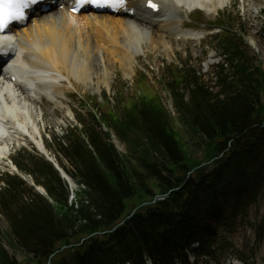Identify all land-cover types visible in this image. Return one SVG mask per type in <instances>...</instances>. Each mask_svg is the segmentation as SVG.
I'll list each match as a JSON object with an SVG mask.
<instances>
[{"label": "trees", "instance_id": "1", "mask_svg": "<svg viewBox=\"0 0 264 264\" xmlns=\"http://www.w3.org/2000/svg\"><path fill=\"white\" fill-rule=\"evenodd\" d=\"M220 47L227 64L215 71L216 92L193 72L173 74L168 84L200 159L155 91L118 94L120 112L102 106V123L92 117L84 131L55 140L60 167L86 187L77 205H69L68 185L51 163L18 154L19 171L47 197L19 176L3 175L0 219L30 264H144V257L187 263L196 243L215 264L231 253L229 236L264 193V71L239 39L223 38ZM138 86L148 87L146 76ZM103 124L135 163L117 151ZM255 228L261 242L264 220ZM238 259L256 264L252 252ZM0 264H19L1 238Z\"/></svg>", "mask_w": 264, "mask_h": 264}, {"label": "rangeland", "instance_id": "2", "mask_svg": "<svg viewBox=\"0 0 264 264\" xmlns=\"http://www.w3.org/2000/svg\"><path fill=\"white\" fill-rule=\"evenodd\" d=\"M224 8V10L220 9L218 12L212 14L205 12L193 15L185 10L182 11V20L197 29L199 33L205 35V40L201 43L170 42L171 49L169 51H166L163 47L156 51L151 49L149 41L147 40L138 48L141 55L136 56V59L133 61V68L130 71V73H133H131L132 75L130 74V77H126L125 71L117 64L116 66L109 67L108 72L110 76L108 78H101L102 68L95 66L91 83L84 85L72 81L76 90L65 93L68 96L67 99L62 97L57 104L48 102L47 100H41L39 103H35V106L29 105L34 113L35 119L39 122V132L41 131V137L50 157L53 158L56 154L55 145H52L54 144L53 140L55 137L64 139L68 131L77 126L79 130H82L78 121H73L74 115L70 113V110L79 117L80 112H83V120L88 124L89 117L87 114L92 113V108L88 105L94 108V113L97 112V115L100 113V110L97 111L94 104L91 103L92 98H98L99 102H104L103 99L107 97L112 107L116 109V98L120 92H123L129 98L140 94V90L136 86V81L143 73L149 78L148 85L154 88V91L162 98L166 108L172 113L176 120L177 128L181 131L182 138L188 144V148L191 150L195 149V158L200 159L202 155L200 150L194 147L195 140L187 134L186 128L180 122L178 113L175 111L174 97L170 93L168 86L171 78V75H167L168 71H193L203 84L210 88L211 91L216 92L215 85L217 83V77L215 71L219 64L226 63V59L221 54L218 42L213 36L218 31L214 27L212 31H208L210 26L216 25L219 22L230 26L234 35L241 37V40L244 42L245 51L253 58V66L260 67L264 71V0H230ZM260 10L262 13H260ZM57 13H59V10L53 14L55 15ZM253 13L256 15V19L253 18L254 16L252 17ZM227 18H230L232 21L230 22ZM142 28L146 29V26ZM113 142L121 152H127V146L121 143L116 137L113 138ZM24 147L27 149L33 148L29 141L16 143L12 148L11 159L13 160L16 156V150ZM2 172L16 173L11 168L10 162H6L3 165L0 173ZM263 220L264 193L251 208L248 220L238 228L236 233L229 236V240L233 244L234 249L231 253L224 255L220 264H242L238 259V254L241 252L246 254L252 252L256 264H264V232L263 240L260 242L258 241L255 228ZM0 238L2 245L20 264H30L26 256L13 245V242L11 243V239H9L7 233V226L2 219H0ZM195 255L199 258V264H212L209 261H204L198 251L193 254V257H196Z\"/></svg>", "mask_w": 264, "mask_h": 264}, {"label": "bare ground", "instance_id": "3", "mask_svg": "<svg viewBox=\"0 0 264 264\" xmlns=\"http://www.w3.org/2000/svg\"><path fill=\"white\" fill-rule=\"evenodd\" d=\"M160 1L164 5V13L160 16L162 20L158 24L145 23L137 19L125 20L111 15H87L86 13L73 15L69 12L68 1L60 5V11L55 15L52 13L42 15L29 21L27 25L24 24L25 21L14 22L21 52L26 53L23 61L34 71V77L29 81L30 83L40 81L44 86L43 90L42 88L36 90L38 98H31L27 91L20 87V92L27 99L24 102L18 101L15 91L2 94L0 123L8 126L11 122V125L7 127L9 133L21 137L25 134L22 131L27 132L41 147L35 134V130L39 132V126L34 113L28 106L29 102H37L45 98L57 104L58 99L71 90L67 86L63 88L59 84L62 83L61 80H66L69 86H74L72 81L88 85L91 83L95 66L102 68L101 78H108L109 67L117 64L125 71V76L130 77L133 73H130L133 61L139 54L138 48L145 40L142 30L139 29L140 26H146V29L151 30L147 39L152 50L158 51L163 47L169 51L171 49L169 36H182L184 39L198 38L195 33L182 32L184 22L179 17L182 9L193 11L201 8L208 14H212L223 9L230 0ZM260 13H262L261 10ZM252 17L257 18L254 13ZM172 18L177 19L173 22L170 20ZM95 43H102L108 49H102ZM37 74L40 76H35ZM9 113L13 114V118L9 116ZM6 151L7 147L1 144L0 139V158L7 157Z\"/></svg>", "mask_w": 264, "mask_h": 264}, {"label": "snow or ice", "instance_id": "4", "mask_svg": "<svg viewBox=\"0 0 264 264\" xmlns=\"http://www.w3.org/2000/svg\"><path fill=\"white\" fill-rule=\"evenodd\" d=\"M39 3V0H0V29L6 28L9 22L25 18V9ZM126 0H75V6L72 11L78 12L85 6L96 8H111L116 10L124 7ZM148 7L153 9L156 5L148 0Z\"/></svg>", "mask_w": 264, "mask_h": 264}]
</instances>
